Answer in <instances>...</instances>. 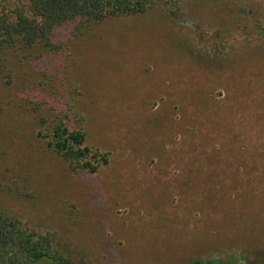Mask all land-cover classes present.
<instances>
[{
    "label": "rangeland",
    "instance_id": "rangeland-1",
    "mask_svg": "<svg viewBox=\"0 0 264 264\" xmlns=\"http://www.w3.org/2000/svg\"><path fill=\"white\" fill-rule=\"evenodd\" d=\"M149 1L0 56V213L73 264H264V0ZM54 99L97 171L46 147Z\"/></svg>",
    "mask_w": 264,
    "mask_h": 264
},
{
    "label": "trees",
    "instance_id": "trees-1",
    "mask_svg": "<svg viewBox=\"0 0 264 264\" xmlns=\"http://www.w3.org/2000/svg\"><path fill=\"white\" fill-rule=\"evenodd\" d=\"M149 0H0V56L15 65L23 58L55 56L65 48L64 32L81 33L86 26L108 16L141 12ZM64 31V32H61ZM57 97L60 94L55 92ZM57 113L44 134L46 147L75 170L93 173L108 162V154L85 143L80 118L68 101L56 107V99L44 101ZM41 123L44 118L40 117ZM20 222L0 213V264H73L69 255L52 244L47 234L22 228ZM185 264H227L193 259Z\"/></svg>",
    "mask_w": 264,
    "mask_h": 264
}]
</instances>
